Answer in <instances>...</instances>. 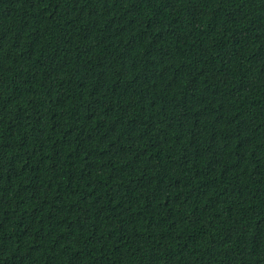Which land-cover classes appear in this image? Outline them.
<instances>
[{"label": "trees", "instance_id": "trees-1", "mask_svg": "<svg viewBox=\"0 0 264 264\" xmlns=\"http://www.w3.org/2000/svg\"><path fill=\"white\" fill-rule=\"evenodd\" d=\"M0 264H264V0H0Z\"/></svg>", "mask_w": 264, "mask_h": 264}]
</instances>
